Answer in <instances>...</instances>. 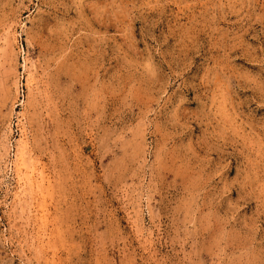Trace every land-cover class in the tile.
I'll return each instance as SVG.
<instances>
[{
    "label": "rangeland",
    "instance_id": "1",
    "mask_svg": "<svg viewBox=\"0 0 264 264\" xmlns=\"http://www.w3.org/2000/svg\"><path fill=\"white\" fill-rule=\"evenodd\" d=\"M0 264H264V0H0Z\"/></svg>",
    "mask_w": 264,
    "mask_h": 264
}]
</instances>
